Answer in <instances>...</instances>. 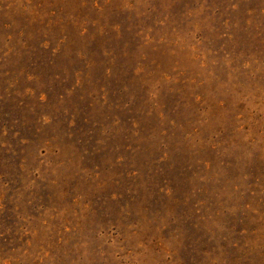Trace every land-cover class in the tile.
Returning a JSON list of instances; mask_svg holds the SVG:
<instances>
[{
    "label": "rangeland",
    "instance_id": "obj_1",
    "mask_svg": "<svg viewBox=\"0 0 264 264\" xmlns=\"http://www.w3.org/2000/svg\"><path fill=\"white\" fill-rule=\"evenodd\" d=\"M0 264H264V0H0Z\"/></svg>",
    "mask_w": 264,
    "mask_h": 264
}]
</instances>
